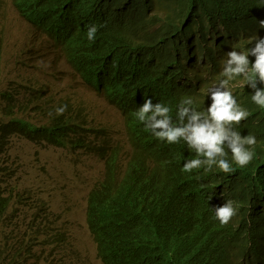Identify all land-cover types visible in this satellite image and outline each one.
Segmentation results:
<instances>
[{"label": "trees", "instance_id": "1", "mask_svg": "<svg viewBox=\"0 0 264 264\" xmlns=\"http://www.w3.org/2000/svg\"><path fill=\"white\" fill-rule=\"evenodd\" d=\"M28 21L63 50L81 78L102 92L123 115L130 151L102 136L82 115H52L34 123L13 113L0 123L10 136L54 147L99 154L103 179L87 198V224L103 264H264V109L245 84L228 85L250 115L240 123L243 136H254L252 161L241 168L225 146L232 168L183 171L201 158L184 140L156 138L137 118L147 98L170 109L174 125L182 101L206 111L211 95L200 100L194 72L182 59L215 60L195 39L218 33L235 41L264 38V0H13ZM96 26L95 39L88 30ZM255 41L239 52H248ZM1 60V55H0ZM250 62L255 57L249 55ZM251 67V65L249 66ZM224 79H227L223 75ZM237 76L231 82L243 79ZM245 79V78H244ZM257 87L264 88L258 83ZM8 103L12 93L3 94ZM14 105V104H13ZM12 109V107H9ZM100 137H103L100 141ZM1 150V146H0ZM231 202L237 214L223 225L215 207ZM10 206L0 193V220ZM21 248L19 242L14 251Z\"/></svg>", "mask_w": 264, "mask_h": 264}, {"label": "rangeland", "instance_id": "2", "mask_svg": "<svg viewBox=\"0 0 264 264\" xmlns=\"http://www.w3.org/2000/svg\"><path fill=\"white\" fill-rule=\"evenodd\" d=\"M224 32L220 28L195 39L215 63L182 56L194 71L200 100L224 80L227 53L255 38L235 41ZM0 55V123L13 113L45 124L66 105L67 116L80 114L89 126L104 129L102 136L122 150L125 163L130 143L122 113L83 81L61 47L23 17L13 0H0ZM236 84H245V79L229 81ZM4 93H12L14 101L8 103ZM234 130L243 134L240 124ZM0 146V193L10 199L0 220V264H103L86 213L88 194L103 179L104 159L19 135L9 137L6 128L0 131Z\"/></svg>", "mask_w": 264, "mask_h": 264}, {"label": "clouds", "instance_id": "3", "mask_svg": "<svg viewBox=\"0 0 264 264\" xmlns=\"http://www.w3.org/2000/svg\"><path fill=\"white\" fill-rule=\"evenodd\" d=\"M260 27L264 28V20L260 21ZM96 32V26L89 28V40L95 39ZM254 41L255 46L246 53L239 52L238 48L227 53L228 59L223 70L227 79L209 89L211 104L206 111H197L191 107L192 99H186L182 101L177 112V120L180 123L174 125L168 107L160 103L154 104L150 98L139 107L138 120L144 123L156 138L169 144L178 143L182 139L190 149L202 157L186 161L183 171L191 172L201 167L209 171L218 167L224 173L233 172L234 169L225 158V146L230 149L233 161L241 168L252 161L254 153L246 145H255V137L242 136L234 130V126L246 120L250 113L238 104L228 85L229 81L237 76H243L246 84L254 89L252 101L264 109V88L257 87L258 83L264 84V38L257 37ZM249 55L255 57L254 62H250ZM66 107H58L56 115H62ZM236 214L237 209L231 202L215 207V217L223 225L228 224Z\"/></svg>", "mask_w": 264, "mask_h": 264}, {"label": "bare ground", "instance_id": "4", "mask_svg": "<svg viewBox=\"0 0 264 264\" xmlns=\"http://www.w3.org/2000/svg\"><path fill=\"white\" fill-rule=\"evenodd\" d=\"M84 81V80H83ZM85 82V81H84ZM86 83V82H85ZM89 85V84H88ZM92 87V86H91ZM92 88H94V87H92ZM95 89V88H94ZM96 90V89H95ZM96 91H98V90H96ZM99 93H101L103 96H104V94L102 93V92H100V91H98Z\"/></svg>", "mask_w": 264, "mask_h": 264}]
</instances>
